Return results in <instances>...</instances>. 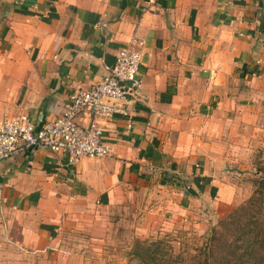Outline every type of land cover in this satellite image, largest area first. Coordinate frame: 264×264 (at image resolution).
Wrapping results in <instances>:
<instances>
[{"label": "crops", "instance_id": "1", "mask_svg": "<svg viewBox=\"0 0 264 264\" xmlns=\"http://www.w3.org/2000/svg\"><path fill=\"white\" fill-rule=\"evenodd\" d=\"M124 47L142 55L126 113L78 117L102 127L109 156L72 163L40 148L0 162L8 264L53 263L60 233L95 209L159 199L220 220L240 202L203 161L223 109L264 85V0H0V118L54 119Z\"/></svg>", "mask_w": 264, "mask_h": 264}, {"label": "rangeland", "instance_id": "2", "mask_svg": "<svg viewBox=\"0 0 264 264\" xmlns=\"http://www.w3.org/2000/svg\"><path fill=\"white\" fill-rule=\"evenodd\" d=\"M256 88L258 93L250 100L230 104L220 113V125L209 136L213 152L203 161L211 178L219 177L238 189L241 199L233 209L257 195L264 201V85ZM158 202L148 200L127 210L95 209L93 215L80 216L77 226L60 233L49 264H139L134 251L137 241L144 239L163 240L162 249L172 258L187 259L218 225L211 210H168L166 203L162 201L159 208ZM6 257L3 249L0 264H8Z\"/></svg>", "mask_w": 264, "mask_h": 264}, {"label": "built area", "instance_id": "3", "mask_svg": "<svg viewBox=\"0 0 264 264\" xmlns=\"http://www.w3.org/2000/svg\"><path fill=\"white\" fill-rule=\"evenodd\" d=\"M142 55L128 47L120 48L107 73L88 86H76L59 115L37 127L27 114L0 118V162L14 154L47 149L65 154L72 163L83 158L98 159L112 153L104 139V130L94 120L86 125L78 117L86 113L93 118L111 119L126 113L123 102L134 94Z\"/></svg>", "mask_w": 264, "mask_h": 264}, {"label": "trees", "instance_id": "4", "mask_svg": "<svg viewBox=\"0 0 264 264\" xmlns=\"http://www.w3.org/2000/svg\"><path fill=\"white\" fill-rule=\"evenodd\" d=\"M163 247L160 239L138 240L134 255L139 264H264V201L257 195L232 209L187 259Z\"/></svg>", "mask_w": 264, "mask_h": 264}]
</instances>
